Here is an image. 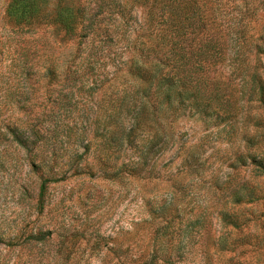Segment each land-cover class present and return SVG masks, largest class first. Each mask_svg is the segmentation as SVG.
<instances>
[{
	"label": "rangeland",
	"instance_id": "rangeland-1",
	"mask_svg": "<svg viewBox=\"0 0 264 264\" xmlns=\"http://www.w3.org/2000/svg\"><path fill=\"white\" fill-rule=\"evenodd\" d=\"M190 3L0 0V264H264V0H200L215 94Z\"/></svg>",
	"mask_w": 264,
	"mask_h": 264
},
{
	"label": "trees",
	"instance_id": "trees-1",
	"mask_svg": "<svg viewBox=\"0 0 264 264\" xmlns=\"http://www.w3.org/2000/svg\"><path fill=\"white\" fill-rule=\"evenodd\" d=\"M190 1V8L192 13H188L185 17V25L183 27L187 38L183 41L174 38L169 53V65L172 70L181 69L183 72L191 73L190 78L195 81L196 87H209L212 94L219 91L221 83L216 80V85L213 86L214 79L210 83L206 80L212 68L222 64L226 59L225 52V38L221 23L217 22L216 18L212 17L206 10L204 5H201L200 0H186ZM83 5V4H82ZM74 18L68 20V24L80 26L84 24L87 11L79 7L74 12ZM60 23L67 21L58 19ZM76 23L74 24V22ZM192 30L197 32L195 36ZM194 34V33H193ZM175 35H178L177 33ZM219 93H217L212 100L217 101Z\"/></svg>",
	"mask_w": 264,
	"mask_h": 264
}]
</instances>
